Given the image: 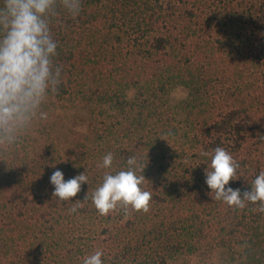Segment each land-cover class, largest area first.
Here are the masks:
<instances>
[{
  "label": "trees",
  "instance_id": "trees-1",
  "mask_svg": "<svg viewBox=\"0 0 264 264\" xmlns=\"http://www.w3.org/2000/svg\"><path fill=\"white\" fill-rule=\"evenodd\" d=\"M81 7L76 18L58 8L52 24L62 71L42 105L47 119L0 151V264H82L96 250L104 264H264V213L214 201L201 154L231 153L239 178L226 188L241 194L264 169V0ZM175 85L187 91L179 108ZM70 108L87 125L60 132L57 110ZM109 152L117 171L133 155L147 164V213L103 216L93 205ZM57 169L88 177L72 201L52 196Z\"/></svg>",
  "mask_w": 264,
  "mask_h": 264
},
{
  "label": "clouds",
  "instance_id": "clouds-1",
  "mask_svg": "<svg viewBox=\"0 0 264 264\" xmlns=\"http://www.w3.org/2000/svg\"><path fill=\"white\" fill-rule=\"evenodd\" d=\"M58 8L76 18L82 10L81 0H3L0 6V151L18 144L36 120H46L42 111L49 91L56 92L61 83L60 66L54 65L57 42L52 24L58 18ZM163 138V137H161ZM165 139V138H164ZM210 158L205 169L209 195L229 207L244 209L248 203L258 205L253 211L264 213V169L251 181V190L227 187L238 179L240 167L236 159L223 147L201 153ZM114 154L103 156L99 168L109 169L102 183L91 192V201L100 215L122 209L147 213L152 193L143 188V172L147 164L137 156L127 159V168L113 169ZM54 185L52 196L61 201H72L81 191L88 177L78 174L65 180L64 172L57 169L50 177ZM89 199V194L84 200ZM83 204L77 201L69 208L77 211ZM103 251L96 250L83 258L82 264H104Z\"/></svg>",
  "mask_w": 264,
  "mask_h": 264
},
{
  "label": "rangeland",
  "instance_id": "rangeland-1",
  "mask_svg": "<svg viewBox=\"0 0 264 264\" xmlns=\"http://www.w3.org/2000/svg\"><path fill=\"white\" fill-rule=\"evenodd\" d=\"M133 91L130 92V94ZM187 96L186 89L181 85H175L169 93L170 103L173 107L179 108L181 102ZM60 114V119L62 121H58L57 129L61 132L69 127H75L78 129H84L87 125V121L83 115L82 110L77 109H60L57 110Z\"/></svg>",
  "mask_w": 264,
  "mask_h": 264
}]
</instances>
